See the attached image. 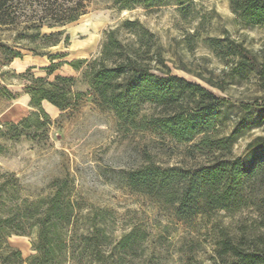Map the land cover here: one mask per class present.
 <instances>
[{
    "label": "rangeland",
    "instance_id": "obj_1",
    "mask_svg": "<svg viewBox=\"0 0 264 264\" xmlns=\"http://www.w3.org/2000/svg\"><path fill=\"white\" fill-rule=\"evenodd\" d=\"M59 30L58 44L36 47L37 54L20 49L21 58L0 66V86L18 94L7 100L0 87V264H21L17 250L22 264L31 263L38 220L56 193L69 219L51 228L56 248L45 264H245L228 248L260 254L264 85L257 65L264 26L245 23L228 0H92L85 15ZM111 30L125 48L152 61L160 56L162 69L224 100L211 143L198 147L200 136L177 142L119 120L101 102L90 86L88 65L75 69L71 63L99 56ZM239 46L254 57L253 66ZM55 75L70 78L57 82L70 107L61 111L43 100L35 109L25 85L34 78L52 82ZM157 110L148 103L138 109L139 116ZM222 159L230 161L227 199L220 206L200 205L183 219L165 192H150L131 178L147 166L194 172Z\"/></svg>",
    "mask_w": 264,
    "mask_h": 264
},
{
    "label": "trees",
    "instance_id": "obj_2",
    "mask_svg": "<svg viewBox=\"0 0 264 264\" xmlns=\"http://www.w3.org/2000/svg\"><path fill=\"white\" fill-rule=\"evenodd\" d=\"M228 1L231 10L245 23L264 26V0ZM91 2L92 0H0V35L5 32L8 36L6 40L0 38V54L5 56L0 57V66L21 58L20 49L37 54L36 47L49 48L58 44L63 34L59 28L85 15ZM133 24V21L126 22V25ZM45 28L53 31L44 33ZM239 48L238 53L253 66L254 57L245 48ZM228 51L231 52L230 48ZM144 57L138 49L125 48L115 37V31L111 30L99 56L89 61L76 60L71 66L78 69L82 62L88 65L91 88L102 103L115 111L119 120H130L131 124L140 128H152L177 142H192L200 136L198 147L211 143L209 138L215 132L216 118L224 100L199 84L171 74L166 66L162 69L159 66L162 64L160 56L156 55L154 61L151 57ZM54 58L51 57V61ZM257 66L264 85V53ZM47 69L52 74L55 63L52 62ZM69 80L70 78L60 75H55L52 82L34 78L32 83L25 85L30 105L38 110L41 109V102L46 100L64 111L70 107V103L66 92L59 94L57 82ZM0 87L5 99L13 100L18 97V94L9 91L6 86ZM189 99H192L193 106ZM142 103L151 104L158 110L139 116L138 109ZM136 117L139 120L136 121ZM225 140L230 141L231 136L219 139L220 142ZM229 164L227 159L214 160L212 164L202 166L194 172L147 166L131 178L138 177V182L150 192H165L167 201L177 205V217L183 219L197 213L200 205L209 203L208 205L220 206L227 199L228 179L224 174ZM234 166L238 167L234 172L238 177L239 159L235 160ZM68 219L69 212L65 211L60 203L59 193H56L48 200L44 214L38 220V244L34 248L37 255L29 264L36 261L37 264H45L46 257L56 248L53 240L55 232L51 228ZM224 244L231 247L229 242ZM228 249L245 264L264 263V250L260 254H243L234 248ZM16 256L22 264L19 250L16 251Z\"/></svg>",
    "mask_w": 264,
    "mask_h": 264
},
{
    "label": "crops",
    "instance_id": "obj_3",
    "mask_svg": "<svg viewBox=\"0 0 264 264\" xmlns=\"http://www.w3.org/2000/svg\"><path fill=\"white\" fill-rule=\"evenodd\" d=\"M13 62H14V61H13ZM13 62H12V63H13Z\"/></svg>",
    "mask_w": 264,
    "mask_h": 264
}]
</instances>
